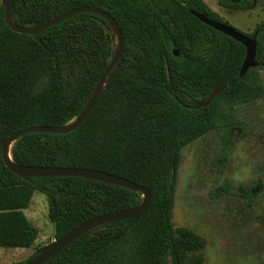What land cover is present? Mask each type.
<instances>
[{"label":"trees","instance_id":"obj_1","mask_svg":"<svg viewBox=\"0 0 264 264\" xmlns=\"http://www.w3.org/2000/svg\"><path fill=\"white\" fill-rule=\"evenodd\" d=\"M5 2L0 6V141L31 127H62L79 117L118 42L110 23L91 13L68 18L37 36L16 34L6 24ZM255 4L219 0L222 8L236 11H250ZM83 7L101 9L118 23L123 56L78 129L22 136L12 145L13 162L115 175L147 188L152 202L126 234L133 219L99 226L46 264H203L206 240L172 228L180 152L216 131L223 148L211 169L224 172L235 145L254 132L234 110L264 94V22L252 34L236 29L257 42L259 65L241 77L246 49L191 13L230 26L203 0H14L11 19L28 29ZM223 86L224 92L206 108L182 106L206 101ZM263 190L257 182L238 186L226 180L210 196H236L253 207ZM37 191L47 196L55 240L90 219L144 201L141 193L89 179H22L6 168L0 149V248L30 249L36 243L39 231L24 211ZM257 222L264 228V215ZM46 247L12 264H24Z\"/></svg>","mask_w":264,"mask_h":264},{"label":"rangeland","instance_id":"obj_2","mask_svg":"<svg viewBox=\"0 0 264 264\" xmlns=\"http://www.w3.org/2000/svg\"><path fill=\"white\" fill-rule=\"evenodd\" d=\"M224 22L245 34H252L264 22V0H255L250 11L222 8L219 0H203ZM4 0H0V6ZM264 82V65L261 66ZM234 115L253 125L254 132L234 147L224 172H214L211 164L220 155L223 145L212 131L182 148L173 200L172 228H185L206 240L203 264H260L264 263V228L257 222L264 215V190L253 207L236 196L211 198L229 180L234 185L247 186L255 182L264 188V94L261 99L237 105ZM38 229L37 247H49L55 240V225L49 218L47 196L35 192L25 211ZM28 249L0 248V264L28 260L34 253Z\"/></svg>","mask_w":264,"mask_h":264},{"label":"water","instance_id":"obj_3","mask_svg":"<svg viewBox=\"0 0 264 264\" xmlns=\"http://www.w3.org/2000/svg\"><path fill=\"white\" fill-rule=\"evenodd\" d=\"M14 4V0H6L5 2V20L6 24L10 27V29L20 35H28V36H37L41 34L42 32L48 30L49 28L61 23L62 21L71 18L76 15L85 14V13H91L95 15H99L102 18L106 19L110 25L113 31L115 32L117 36V51L102 75L100 81L98 82L94 94L88 103L87 107L84 109V111L81 113L79 117L74 119L72 122H70L68 125L62 126V127H31L28 129H24L21 131H18L14 134H12L10 137L3 139L0 141V149L2 153V160L6 168L13 173L14 175L26 179V178H57V177H74V178H82V179H89L98 181L101 183H106L110 185H115L124 189H128L131 191H135L138 193H141L143 195L144 201L143 203L135 208L111 213L107 215H102L93 219H90L82 224H80L78 227H76L74 230L63 236L61 239L56 240L52 245L49 247H46V249L36 257L32 258L28 262L24 264H46L53 258H55L57 255H59L61 252H63L66 248H68L72 243L77 241L79 238H81L83 235L88 233L89 231L113 222L117 221H123L128 219H133V222L128 227V229L125 231L124 234L129 232L135 224L144 216L148 208L150 207V204L152 202V196L150 191L140 185H137L127 179L111 175L104 172L94 171L90 169H78V168H57V167H29V166H21L17 165L13 162L11 150L12 145L22 136L30 135V134H36V133H50V134H56V135H62V134H69L76 129H78L91 115L93 110L95 109L103 91L105 90V86L108 80L109 75L116 70L122 56L124 53V41L123 36L121 33V30L119 28L118 23L106 12H104L101 9L93 8V7H83L79 9H73L70 11H66L54 18H52L47 23H44L38 27L34 28H20L16 26L12 19H11V12L12 7ZM199 21H201L203 24L207 25L208 27L214 29L215 31H218L234 41L240 43L243 45L246 49V57L241 69L240 76L243 77L248 70L257 67L258 61L256 60L257 56V42L255 37L249 38L245 36L244 34L240 33L233 27H230L226 24L219 23L216 21H213L206 17L203 14L197 13L195 11L191 12ZM176 56H179L180 54L175 51ZM225 90V86L215 90L206 101L197 103L195 106L188 107L185 105H182L184 108H189L193 110H199L202 108H206L218 97L220 96Z\"/></svg>","mask_w":264,"mask_h":264},{"label":"crops","instance_id":"obj_4","mask_svg":"<svg viewBox=\"0 0 264 264\" xmlns=\"http://www.w3.org/2000/svg\"><path fill=\"white\" fill-rule=\"evenodd\" d=\"M26 211V210H25ZM25 211H24V213H25ZM39 237V236H38ZM38 245H37V241H36V243L34 244V246L32 247V248H30V249H28V250H34L36 247H37ZM6 249V248H5ZM33 253H35L34 251H33ZM21 262V261H20ZM20 262H16V263H20ZM23 262V261H22ZM7 264H12V262H9V263H7Z\"/></svg>","mask_w":264,"mask_h":264}]
</instances>
